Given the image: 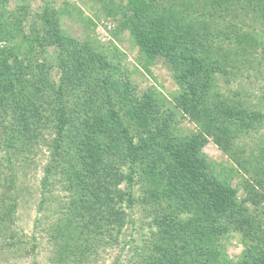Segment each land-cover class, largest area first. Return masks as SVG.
<instances>
[{"label":"trees","instance_id":"trees-1","mask_svg":"<svg viewBox=\"0 0 264 264\" xmlns=\"http://www.w3.org/2000/svg\"><path fill=\"white\" fill-rule=\"evenodd\" d=\"M99 6L147 65L165 61L176 90H141L110 54L120 50L69 33L49 1L25 21L0 0V262L38 253L17 223V183L44 152L35 227L53 264L110 249L113 264H264V95L232 85L264 78V0ZM210 140L234 163L225 173L204 152ZM234 233L237 259L225 245Z\"/></svg>","mask_w":264,"mask_h":264},{"label":"rangeland","instance_id":"rangeland-1","mask_svg":"<svg viewBox=\"0 0 264 264\" xmlns=\"http://www.w3.org/2000/svg\"><path fill=\"white\" fill-rule=\"evenodd\" d=\"M47 1H49L52 7L59 10L60 14L58 15L61 17L63 26L69 33L81 40H85V36L91 31V35L96 36L99 40L100 44L98 45L103 44L107 46L106 48L113 47L114 50H120V52L115 51L113 53L110 52V54L121 62V69L123 71L129 70L130 78L141 90H146L154 86L167 100L172 99L176 85L174 84L171 69L163 59L156 60L153 65H147L138 47L134 44L127 32L122 33L119 36L120 38L114 37L111 30L115 28L117 20L113 18L112 20L105 21L96 15L101 10L99 5L102 0H10V5L11 7L15 6L18 8L19 14L24 17L25 21H31L35 18V11L39 10L41 6H44ZM24 4L29 6L26 10L21 7ZM88 19L95 21L96 26L94 28L90 27ZM242 81L232 82L234 89L236 87L246 88L249 90V95L254 101L261 95H264V78H259L258 80L248 78L246 81ZM181 127L185 131L196 129V126L190 124L187 120L182 122ZM204 152L217 172L225 173L226 168L234 165L233 161L212 140L205 146ZM44 161V152L39 153L35 161H31L30 165L24 168L22 167L19 170L17 183L20 194L17 223L27 234L32 235L33 232L37 234L39 241L38 253L34 257H12L7 262H0L2 264H53L50 259L52 246L48 241V237L42 233L41 229L35 227L36 218L42 214L39 211V190ZM241 175V172L236 170V173L232 177V182L235 185L239 183ZM239 196H244V192L241 189ZM55 205L57 206V204ZM225 245L227 246L229 256L232 259H237L243 249L240 236L234 233L230 238L226 239ZM118 252L119 249H110L102 255L99 261L90 264H113Z\"/></svg>","mask_w":264,"mask_h":264}]
</instances>
